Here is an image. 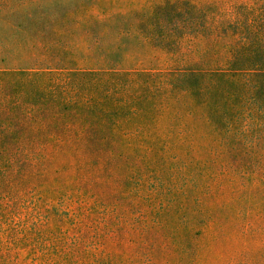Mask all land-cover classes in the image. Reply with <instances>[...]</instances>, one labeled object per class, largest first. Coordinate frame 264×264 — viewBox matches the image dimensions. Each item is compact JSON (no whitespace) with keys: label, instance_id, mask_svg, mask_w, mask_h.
Segmentation results:
<instances>
[{"label":"trees","instance_id":"trees-1","mask_svg":"<svg viewBox=\"0 0 264 264\" xmlns=\"http://www.w3.org/2000/svg\"><path fill=\"white\" fill-rule=\"evenodd\" d=\"M0 69V264H264V0H0Z\"/></svg>","mask_w":264,"mask_h":264},{"label":"rangeland","instance_id":"rangeland-1","mask_svg":"<svg viewBox=\"0 0 264 264\" xmlns=\"http://www.w3.org/2000/svg\"><path fill=\"white\" fill-rule=\"evenodd\" d=\"M61 1L73 4L75 0H43L46 4L48 2ZM146 1V0H142ZM133 43V41H132ZM12 86H11V72L6 69H0V106L7 107L11 101Z\"/></svg>","mask_w":264,"mask_h":264}]
</instances>
